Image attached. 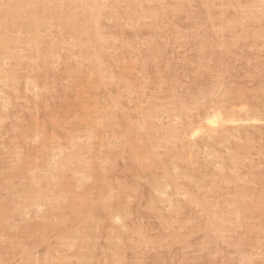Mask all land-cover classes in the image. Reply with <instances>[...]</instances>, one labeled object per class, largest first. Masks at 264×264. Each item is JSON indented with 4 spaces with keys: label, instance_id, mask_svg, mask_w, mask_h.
<instances>
[{
    "label": "rangeland",
    "instance_id": "rangeland-1",
    "mask_svg": "<svg viewBox=\"0 0 264 264\" xmlns=\"http://www.w3.org/2000/svg\"><path fill=\"white\" fill-rule=\"evenodd\" d=\"M87 1L0 0V264H264V0Z\"/></svg>",
    "mask_w": 264,
    "mask_h": 264
},
{
    "label": "bare ground",
    "instance_id": "bare-ground-1",
    "mask_svg": "<svg viewBox=\"0 0 264 264\" xmlns=\"http://www.w3.org/2000/svg\"><path fill=\"white\" fill-rule=\"evenodd\" d=\"M18 1V0H17ZM25 1V0H24ZM27 1V0H26ZM47 1V0H46ZM49 1V0H48ZM54 1V0H53ZM87 1V0H86ZM93 1H95V0H92L91 1V3L94 5V3H93ZM8 2V1H7ZM10 2V1H9ZM16 2V1H15ZM15 2H12L13 4L15 3ZM20 2V4H22V2L21 1H19ZM56 2V1H55ZM76 2V1H75ZM83 2V1H82ZM85 2V1H84ZM89 2V0L87 1V3ZM101 2V1H100ZM28 3V2H27ZM48 3V2H47ZM20 4H19V6H20ZM9 5V4H8ZM7 5V8H5V10H4V14H5V12L6 11H8L7 13H6V15L9 13L10 14V9L8 8L9 6ZM49 5V4H48ZM70 5V4H69ZM16 6V5H15ZM27 6V5H26ZM100 6V5H99ZM4 7H5V5H4ZM13 8H15L14 6H12ZM12 7H10L11 9H13ZM17 7H18V5H17ZM53 7V6H52ZM55 7V6H54ZM53 7V8H54ZM57 7V6H56ZM79 7V6H78ZM46 8V7H45ZM44 8V9H45ZM52 8V9H53ZM58 8V7H57ZM81 8V7H80ZM6 9H8V10H6ZM16 9V8H15ZM21 9H23L22 7H21ZM28 9H29V7H28ZM44 9H42V10H44ZM91 9V8H90ZM14 10V9H13ZM13 10H11V12H13ZM24 10V9H23ZM26 10H27V8H26ZM30 10V9H29ZM28 10V11H29ZM54 10V9H53ZM56 10V9H55ZM102 11V10H101ZM20 13L22 12V11H19ZM31 12V11H30ZM29 12V13H30ZM89 12H91V11H89ZM93 12V11H92ZM98 12V11H97ZM96 12V13H97ZM20 13H18V14H20ZM15 14V13H14ZM33 14V13H32ZM98 14V13H97ZM1 15V14H0ZM22 15V14H21ZM20 15V16H21ZM25 15H26V13H25ZM5 16V15H4ZM78 16V15H77ZM92 17V16H91ZM4 18V17H3ZM1 19H2V17H1ZM18 19H19V17H18ZM90 19V18H89ZM97 19H99V18H97ZM96 19V20H97ZM6 20H7V18H6ZM20 20V19H19ZM91 20V19H90ZM4 21V20H3ZM6 22V21H5ZM94 22V21H93ZM28 23V22H27ZM94 24H96L95 22H94ZM3 25V24H2ZM23 25H24V23H23ZM32 26V25H31ZM96 26H97V24H96ZM90 27V26H89ZM75 28V27H74ZM77 28V27H76ZM79 28V27H78ZM86 28H88V27H85V29ZM95 28V27H94ZM81 29V28H80ZM94 30V29H93ZM88 33V32H87ZM93 33V32H92ZM35 34V33H34ZM73 35V34H72ZM2 36V35H1ZM6 37V36H5ZM98 37V36H97ZM17 38V37H16ZM16 38L14 39V40H16ZM91 38V37H90ZM0 39H1V37H0ZM3 39H5V38H3ZM11 39V38H10ZM9 39V40H10ZM75 39V38H74ZM90 40V39H89ZM17 41V40H16ZM33 41H34V39H33ZM37 42H38V39L36 40ZM1 43H3V41H0ZM13 42H15V41H13ZM90 42V41H89ZM1 43H0V45H1ZM39 43V42H38ZM99 43V42H98ZM96 45V44H95ZM7 46V45H6ZM2 48H4L3 46H2ZM9 48V47H8ZM93 48V47H92ZM96 49H98V48H96ZM3 51V50H2ZM7 52H8V49L6 50ZM98 52V51H97ZM3 54H5V53H3ZM95 56H96V54H95ZM44 57H46V56H44ZM43 58V57H42ZM45 61V60H44ZM3 73V72H2ZM1 77V76H0ZM9 77V76H8ZM4 78V77H3ZM8 82V81H7ZM5 84V83H4ZM206 111V110H205ZM204 111V112H205ZM214 112V111H213ZM256 112V111H255ZM254 112V115H250V113H249V115L248 114H246V115H243V116H240V115H236V114H238V113H235V114H233V115H230V116H226L225 115V117L224 116H222L221 114H218V113H210V114H208V115H206V117L205 118H203V119H205V120H203L204 121V125H200V127L198 126V127H194L191 131H190V135H189V137H191V138H198V136H200L201 137V135L204 137V135L205 134H207L208 135V138H211L212 139V136H213V139H214V132H218L217 130L219 129V128H226L227 126L226 125H229L230 127H234V129L236 128V127H241L242 125H244L246 122H250V123H252V122H255V124H256V122H259L260 123V120H262L261 118H259V117H257L256 115H258L257 113H255ZM260 113V112H259ZM256 114V115H255ZM260 115V114H259ZM262 115V114H261ZM263 121H264V119H263ZM200 124H201V122H199ZM199 123H198V125H199ZM203 123V122H202ZM249 123V124H250ZM197 124V123H196ZM248 124V125H249ZM193 125V124H192ZM251 125V124H250ZM249 125V127L250 128H252L251 126ZM259 125V124H258ZM264 125V124H263ZM229 126H228V128H229ZM253 126H254V124H253ZM244 127H246V124L244 125ZM248 127V126H247ZM131 128V127H130ZM185 128V127H184ZM224 128V129H225ZM226 129V131L227 130H229V129ZM232 128H230V131L232 130ZM237 128V129H238ZM189 129V128H188ZM187 129V130H188ZM223 130V129H222ZM182 131H185V130H183L182 129ZM225 131V130H224ZM224 132L223 134H224V136H226L227 134H228V132ZM229 131V132H230ZM242 131H244V130H242ZM181 133H183V132H181ZM212 133V135H209V134H211ZM219 133V132H218ZM227 133V134H226ZM236 133H238V132H236ZM235 133V134H236ZM243 133V132H242ZM186 134V133H185ZM183 135V134H182ZM217 135V134H216ZM229 136V135H228ZM228 136H226V137H228ZM205 137H206V135H205ZM196 138V139H197ZM195 139V140H196ZM203 139V138H202ZM204 140V139H203ZM208 141V140H207ZM187 142V141H186ZM191 142V141H190ZM190 142H189V144H190ZM195 142V141H194ZM197 142V141H196ZM196 142H195V144H196ZM202 142H204V141H202ZM187 144V143H186ZM188 144V145H189ZM195 144H193V145H195ZM192 145V146H193ZM200 145V144H199ZM157 183V182H156ZM156 183H154L153 185H155L154 187L155 188H157V190H156V192H160V191H162V190H158V189H163V186L162 185H160V184H156ZM157 185H159V186H157ZM163 192V191H162ZM162 192H161V194H162ZM74 203V202H73ZM75 205V204H74ZM72 206V205H71ZM70 209V208H69ZM258 210H259V208H257ZM260 210H262V209H260ZM260 210H259V213H260ZM74 211V210H73ZM263 211V210H262Z\"/></svg>",
    "mask_w": 264,
    "mask_h": 264
}]
</instances>
